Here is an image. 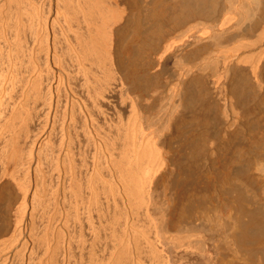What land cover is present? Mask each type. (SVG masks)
<instances>
[{"label": "bare ground", "instance_id": "6f19581e", "mask_svg": "<svg viewBox=\"0 0 264 264\" xmlns=\"http://www.w3.org/2000/svg\"><path fill=\"white\" fill-rule=\"evenodd\" d=\"M145 1L0 0V264H234L233 245L248 260L264 252L257 210L244 221L226 203L218 257L192 232L212 210L179 209L216 134L217 96L244 102L251 79L264 83V55L238 53L257 40L226 52L191 38H264V0L240 23L218 0ZM197 18L211 23L163 41Z\"/></svg>", "mask_w": 264, "mask_h": 264}, {"label": "rangeland", "instance_id": "374dc122", "mask_svg": "<svg viewBox=\"0 0 264 264\" xmlns=\"http://www.w3.org/2000/svg\"><path fill=\"white\" fill-rule=\"evenodd\" d=\"M136 1L138 4L140 2L139 5H141L142 7H144V5L146 4L145 0H139V1L136 0ZM218 5L220 6L219 13H223V14H229L233 9L237 7L236 10L237 18H238L237 20H239V23L244 21L245 22L253 21V19L256 18L259 11L258 0H218ZM222 10L223 12H221ZM209 22L210 21H207L203 18H197L191 21L190 23L180 26L179 28L171 31L170 33L165 34V36L163 37V41L167 35L169 37L167 36V39L165 41L169 40L170 38L177 39L175 38L176 36L174 35L177 36L180 35L182 31L187 29L188 27L187 25L195 24L194 26H196L197 29L200 30L202 29V27L203 28L208 27L209 24L211 23ZM214 33L217 34V32ZM216 34H212L211 36L208 37L191 38V39L197 40V42L201 41L199 43L201 45L203 44L205 45L207 42V45L208 44L211 45L212 49L214 50L218 47L216 51H220V50L229 51L230 49L232 50L235 43L243 44L244 42V45H246L245 43L246 41L247 44H249L251 43L249 42L250 40L251 41L257 40L258 43L254 45L253 48L241 47L238 53H241L242 54L241 56L245 54L244 56H247L251 61L254 57H255L254 59H256L259 54H261L262 56L264 55V38H236V39L232 38L234 39V41L232 39L226 41L227 38H219L218 36L219 34L218 35ZM183 39L187 40L188 38H183ZM213 46H215V48ZM218 53L219 52H217V54ZM220 56L219 55L216 56L217 59L219 57L218 60L216 59L215 61L213 60V67H215L214 70L216 69L215 72L217 74L218 72L221 73L223 71L222 69L220 70V60H221ZM175 63L176 65L179 64L177 62ZM175 63L173 62V65ZM214 63L216 64L218 63L219 65L218 64L214 65ZM247 63L243 64L244 66L243 69L247 68V65L249 64ZM203 66L205 67V65L201 66L204 69ZM206 71L207 68L206 70L204 69V71H201L200 73L203 72L205 74ZM224 71H223V75L225 76ZM244 71L247 72L246 69ZM227 74L229 75V71ZM247 75L250 78H252L251 74L250 75L247 74ZM251 80H252L250 82V87L252 92L251 95H253L254 97L248 99L247 101L245 100L244 102L231 103L230 102L231 99L230 100L227 99L230 96L229 97L226 96L224 99H222V96L220 95H222L221 91L223 86L219 84V87L217 88V90L219 89L217 91V95H219L220 98L217 96L218 104H217L216 112L217 114L218 113L220 114L218 115L216 114L217 120L215 119L214 122V126L216 128V134L213 137L211 138L209 137L207 139L205 144V149L201 157L194 163L195 165H198L199 168L198 170L199 172H197L198 174H195V172H193V177L196 176L195 177L196 183L191 190L183 193V196L181 195V199L179 203V206L181 205L179 208L180 212L185 208H188L189 206L191 210H195L196 208H199L200 211L206 210L207 208H210L212 210L210 213L212 215V220L197 221L196 223L192 224V232L197 233L201 235L202 238L208 240V242H210L213 245V250L215 252L214 254L215 255L217 254L218 257L222 250V246L225 243H227L226 230H229L226 229L228 226L227 224H225L226 216L224 214L225 213L224 206L226 205V203L229 204L231 208L230 211L232 212L234 217H240L241 219L243 218L242 220L245 221L248 218L249 211L257 210V213H259V216L264 221V83L257 79H251ZM168 99L166 98L164 99V101L168 103L169 101ZM167 103L161 107V111L164 112L166 116H169L170 115L169 112H171L170 110L172 109L171 108L172 105L168 104L169 105L168 106ZM168 107L171 109L170 110L167 109ZM185 121L186 122H184L183 125L187 128L190 125L189 118H187ZM226 127L228 130H226ZM230 130L231 132H229ZM184 135L186 136L187 132L177 135L174 139H172L173 142H171L170 145H172V147L175 145L179 147L180 144H183L185 138ZM223 139L224 141L228 140L227 147L223 151L220 150L219 152V150L215 145L218 142H220V140L223 141ZM208 145H210V147L212 146V148L210 149ZM177 146H175V148ZM118 152L119 149L115 148L114 155H117ZM210 154L211 157L213 155L215 157L214 159L215 161L214 160L213 161H214V167L216 168L215 169L216 173L212 175L213 179H211V175L208 172L209 164L207 162V159H209ZM181 172L182 175H184L183 168ZM11 191H12L11 193H13L12 189ZM167 194L169 197L171 193L167 192ZM101 197L103 198V200ZM100 198L102 201L106 200L105 194L101 193ZM109 208L110 210H108L107 213L111 215L114 208L113 206H110ZM1 209L2 207L0 205V210ZM1 213L2 211L0 212V217H2ZM11 213L12 211L6 213L7 215L5 216L6 218L8 217L6 221L11 219ZM93 213L92 215L95 217V214ZM94 217L93 220L95 221ZM83 218L84 217H81L82 220ZM236 220H237L236 218H233L232 226H234ZM83 223H85V220L83 221ZM210 226H212V228H210ZM84 227L87 228L86 225ZM84 234H86L85 230L83 235ZM261 244L262 242L260 239L258 240L257 244H255V246ZM234 248L235 245H233L232 248L233 249L232 257L235 258L236 261H240L238 263L234 261V264L235 263L264 264V252H261V254L259 252L258 255H255L257 252L255 254L252 253L256 257L252 255L253 258L252 257H251L252 259L249 258L251 260L250 261L248 260L249 256H247V259L246 257L244 258V256L242 257V255H240L241 253L238 254L239 253L237 252L238 250ZM236 256L238 257V259H236L237 258ZM254 258H256L255 261ZM148 262L149 261H147L146 264Z\"/></svg>", "mask_w": 264, "mask_h": 264}]
</instances>
